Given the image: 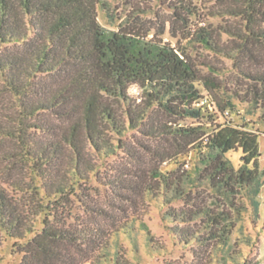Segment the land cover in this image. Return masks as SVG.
Segmentation results:
<instances>
[{
    "label": "trees",
    "instance_id": "trees-1",
    "mask_svg": "<svg viewBox=\"0 0 264 264\" xmlns=\"http://www.w3.org/2000/svg\"><path fill=\"white\" fill-rule=\"evenodd\" d=\"M98 3L0 0V90L14 103L0 108V139L14 141L9 160L25 166L28 176L0 182V231L15 240L21 264H99L102 258L122 264L117 235L123 228L139 250L133 226L69 222L75 203L90 212L86 191L101 166L97 161L126 149L123 136L130 129L172 140L165 160L205 149L198 172L205 171L226 196L244 190L255 195V210L260 205L258 133L232 122L179 126L177 119L204 116L197 105L203 97L197 65L184 48L149 32L105 27ZM246 12L247 38L264 45V0H250ZM198 39L219 50L210 31L201 28ZM228 106L233 104L222 109ZM238 150L243 165L236 169L227 153ZM179 182L172 183L173 191L182 195ZM203 213L204 232L181 225ZM163 218L178 241L191 246L194 258L211 246L221 254L216 264H260L230 253V213L169 208ZM143 228L153 243L149 227Z\"/></svg>",
    "mask_w": 264,
    "mask_h": 264
},
{
    "label": "rangeland",
    "instance_id": "rangeland-1",
    "mask_svg": "<svg viewBox=\"0 0 264 264\" xmlns=\"http://www.w3.org/2000/svg\"><path fill=\"white\" fill-rule=\"evenodd\" d=\"M249 1L99 0L98 19L105 27L149 32L150 37L156 35L184 48L197 65L203 76L199 84L203 97L197 105L203 106L204 116L177 119L179 126L203 124L213 128L216 124L232 122L258 133L260 144L262 174L256 197L260 205L255 210L251 201L254 194L239 190L233 196H226L208 182L205 171L198 172L205 149L194 147L187 154L165 160L163 155L168 148L173 149L172 140L157 141L144 131L130 129L123 136L126 149L97 161L101 166L95 177L91 176L86 191L90 195V212L75 203L74 217L69 220L80 224L84 219L91 227L133 226L138 251L124 233L128 228L121 229L117 235L123 249L122 264H216L221 254L217 255L215 249L211 252V246L194 258L191 246L178 241L163 218L169 208L230 213L233 224L230 253L239 260L264 264V80L257 78L264 77V45L247 38ZM201 28L212 33L219 50L198 39ZM229 103L233 106L223 110ZM13 104L12 97L0 90V108L10 109ZM15 148L14 141L0 139V182L3 184L7 179L28 180L25 166L9 160ZM227 158L236 169L243 165L239 150L228 152ZM193 176L197 177L195 183ZM177 180L179 190L184 191L182 195L173 191L172 183ZM10 192L20 196L11 188ZM206 221L203 213L191 223L181 225L189 226L190 231L204 232ZM143 224L153 235L151 244ZM14 241L0 231V264H21V254L16 252ZM99 264L114 262L102 258Z\"/></svg>",
    "mask_w": 264,
    "mask_h": 264
}]
</instances>
